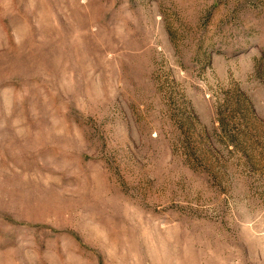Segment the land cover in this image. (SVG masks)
I'll return each mask as SVG.
<instances>
[{"label": "rangeland", "instance_id": "rangeland-1", "mask_svg": "<svg viewBox=\"0 0 264 264\" xmlns=\"http://www.w3.org/2000/svg\"><path fill=\"white\" fill-rule=\"evenodd\" d=\"M0 264H264V0H0Z\"/></svg>", "mask_w": 264, "mask_h": 264}]
</instances>
